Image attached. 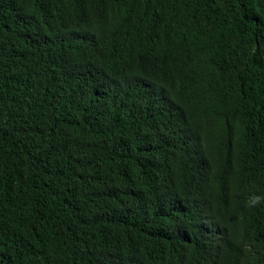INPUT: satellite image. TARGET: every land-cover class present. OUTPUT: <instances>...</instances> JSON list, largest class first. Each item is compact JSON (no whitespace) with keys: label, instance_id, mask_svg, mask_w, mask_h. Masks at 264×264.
<instances>
[{"label":"trees","instance_id":"1","mask_svg":"<svg viewBox=\"0 0 264 264\" xmlns=\"http://www.w3.org/2000/svg\"><path fill=\"white\" fill-rule=\"evenodd\" d=\"M203 243L264 264V0H0V264Z\"/></svg>","mask_w":264,"mask_h":264},{"label":"bare ground","instance_id":"2","mask_svg":"<svg viewBox=\"0 0 264 264\" xmlns=\"http://www.w3.org/2000/svg\"><path fill=\"white\" fill-rule=\"evenodd\" d=\"M240 213H243V212H241L239 209H232L229 212L228 219H229V224L231 225V227H233V228L235 227V216L239 215ZM237 219H236V221H237ZM235 231H236V233H239V236H246L244 233H240L237 230H235ZM213 249H214L213 245H206L205 243H203V244H200V246H199V248H197L196 252L197 253L204 252L208 256L211 263L219 264V262L216 260V258L212 257ZM147 256H148V254H147ZM196 263L197 264H203V262H200L199 259L196 261Z\"/></svg>","mask_w":264,"mask_h":264}]
</instances>
